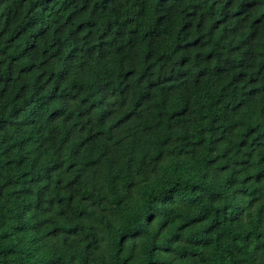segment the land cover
Here are the masks:
<instances>
[{
	"label": "trees",
	"instance_id": "1",
	"mask_svg": "<svg viewBox=\"0 0 264 264\" xmlns=\"http://www.w3.org/2000/svg\"><path fill=\"white\" fill-rule=\"evenodd\" d=\"M151 1L0 37V264H264V0Z\"/></svg>",
	"mask_w": 264,
	"mask_h": 264
},
{
	"label": "clouds",
	"instance_id": "2",
	"mask_svg": "<svg viewBox=\"0 0 264 264\" xmlns=\"http://www.w3.org/2000/svg\"><path fill=\"white\" fill-rule=\"evenodd\" d=\"M19 2L21 3H25L28 5V7H31V10L35 16V19L38 17V31L36 33H32L31 30L26 33L24 31H22L18 25L16 24V20H19V17L17 16V12L15 10L14 4ZM139 3L141 2V0H138ZM40 2L41 0H11V5L13 7V9L15 10V19L13 16V13L11 11V15H7L6 11L4 9H0V37L4 36L5 38H7L9 35L21 31L22 32V36L25 37V40L29 43H37V41L39 40L40 37L45 35V31L42 27V21H41V16H39L40 13ZM146 2L153 7V2L151 0H146ZM152 8H150L151 10ZM158 12H161L160 9L157 10ZM153 12V11H152ZM150 12V13H152ZM229 14H232L230 12H228ZM258 18V19H257ZM253 22H251V24H254V26L258 29V32L264 33V11L263 13L260 15V17H257ZM35 21V20H34ZM41 23V26H40ZM37 24V23H36ZM33 26V25H32ZM31 26V28H32ZM37 28V25H35V27L33 28V30H35ZM10 31V32H9ZM3 65L5 66H9V62H6L4 59L1 58L0 60V67H2ZM4 66V67H5ZM3 67V68H4Z\"/></svg>",
	"mask_w": 264,
	"mask_h": 264
}]
</instances>
